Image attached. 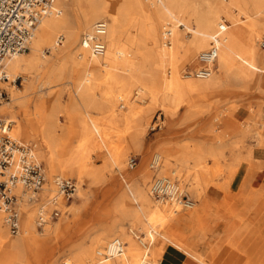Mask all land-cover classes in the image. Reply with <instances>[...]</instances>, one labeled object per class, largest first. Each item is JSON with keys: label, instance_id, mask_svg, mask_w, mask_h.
<instances>
[{"label": "rangeland", "instance_id": "rangeland-1", "mask_svg": "<svg viewBox=\"0 0 264 264\" xmlns=\"http://www.w3.org/2000/svg\"><path fill=\"white\" fill-rule=\"evenodd\" d=\"M56 5L62 7L58 2ZM179 28L186 32L184 25ZM258 44L264 46V31ZM29 51L30 47L23 54L27 55ZM46 51L47 54L51 53V49ZM198 65L187 64L185 69L192 70ZM104 79V74L93 77L91 74L82 76L77 73H61L56 77H49L43 73L27 91L23 77L17 78L16 83L11 79L0 80V88L6 89L8 93V99L0 104L11 102V105L15 106L16 115L25 108L22 103L13 100L15 94L11 82L16 84L17 90L25 89L18 94L31 92L27 115L22 119L20 133L15 132L14 114L0 111V116L12 120V136L20 141L37 144L38 156L45 166L47 179L51 184L46 187L55 189L53 178L56 175L72 177L78 181L75 196L69 201L61 200V216L49 221L50 224L61 223L62 230L49 232L45 230L46 226L40 228L33 220L35 227L32 235L37 244L29 246L24 241L21 242L20 246L11 252L9 264H54L57 260L66 261L71 256L70 251L75 243H89L100 227L111 223L115 218L140 244L139 238L144 236L142 222L138 218L127 217L118 208H123L125 213L133 208L140 210L136 187L140 189L144 186L148 191L149 185L157 177V173L150 167L151 157L156 151L163 154L164 169L161 167L159 173H168L167 176L174 177L180 188L185 189L194 202L197 201L195 205H198L199 211L185 227H171L163 231L166 236L161 237L164 242L163 254L157 256L154 259L156 261L151 264H161L162 260L168 257L167 248L188 255L201 264L204 263L198 256L204 252L212 264L231 260L234 264H242L243 257L239 252L246 259L245 264H259L264 257V202L261 206L260 202L254 204L246 217L241 218L237 213L239 199L231 198L227 190L234 178L228 180V171L233 166L239 168L243 164V167L247 168V174L251 170L264 172V161L262 164L252 154L256 140L251 135L252 129L257 127L256 123L264 122V91L258 86L249 88L248 79H243L230 83L228 87H217L205 96L198 95L192 108L181 106L175 114L165 111L160 105L151 104L146 97L136 103L142 108L150 106L148 109L152 110L148 111L146 108L145 111L149 113H143L145 134L139 144L132 138L135 121V115L132 114H135L136 109L121 97L116 87L106 95L107 86L102 85L89 99L81 90L76 92L80 81ZM135 92L142 93L141 90H134V96H137ZM169 105L173 107L174 103ZM254 113H259L260 116H252ZM156 122L162 127L152 129ZM234 124L236 126H233ZM104 129L110 131L109 137L105 136ZM244 132V140L235 139L237 133ZM195 143L199 144L200 148L210 143L215 151H219L218 154L214 153L215 156H209L206 161L212 167L216 164L220 167L212 168L215 174L212 173L209 178L210 190L205 188L204 184L199 191L192 190L194 175L197 173L194 166L196 158L203 159V148L202 151H197V155L190 151ZM117 153L122 154L123 162L120 164L114 160ZM255 155L264 158V150L255 148ZM133 156L137 158V163L132 166L129 162ZM48 158L51 164L47 163ZM60 169H63V172H60ZM263 180V176H260L255 182H264ZM140 182L144 184L139 185ZM49 193L41 190L39 200L27 205L28 212L32 213L34 218L37 217L39 204L47 201L51 195ZM18 202L20 209V205L24 203L21 204L20 199ZM174 207L178 214L192 209L189 207L182 210L177 205ZM21 212L20 209V216ZM259 217L263 219L261 224L257 225L254 221ZM146 218V214L141 212L140 219L145 221ZM194 224L195 229L192 230L191 226ZM4 225L13 240L22 237V232L13 233L5 221ZM227 225L225 236L223 230ZM20 227L22 228L21 222ZM212 233L215 234L213 242L210 241ZM232 238H237L246 245L250 254L235 247L236 250L233 249L228 242ZM215 243H218V246H215ZM221 251H230L232 256H221Z\"/></svg>", "mask_w": 264, "mask_h": 264}, {"label": "bare ground", "instance_id": "bare-ground-1", "mask_svg": "<svg viewBox=\"0 0 264 264\" xmlns=\"http://www.w3.org/2000/svg\"><path fill=\"white\" fill-rule=\"evenodd\" d=\"M57 2L62 7L44 16L38 23L29 44V53L27 55L18 53L6 58L3 62V70L13 82L23 77L26 91L43 73L48 74L49 77H56L61 73H77L82 76L91 74L93 77L104 74L103 81H80L76 92L81 90L89 99L102 85L107 86L106 95L116 87L121 97L136 109L135 114H132L135 115L132 138L136 143L141 144L145 134L143 113H149L146 112L147 110L152 111L148 109L150 106L146 107V110L136 104L146 97L151 104L160 105L165 111L175 114L181 106L192 108L197 102L198 95L205 96L207 92L217 87H228L230 83L240 82L243 79H248L249 88L258 86L264 91V46L258 44L264 31V0H56ZM99 20L107 22V32L104 36L106 48L102 53L96 54L84 47L82 37L90 32ZM180 25H184L186 32L180 30ZM224 25L225 29L222 30ZM216 35H219V38L215 37ZM214 40L219 45V53L213 73L207 78L192 77L185 66L198 65L199 54L213 46ZM46 49H51V53L47 54ZM13 82H11L15 94L13 100L22 103L25 110L16 115L15 106L8 101L6 104H0V111L14 114L15 132L20 133L23 126L22 119L27 115L31 92L18 94L25 89L17 90ZM134 90H141L142 93L135 92L137 96H134ZM170 103H174V106L171 107ZM255 115L260 116L259 113H254L252 116ZM256 124L257 127L252 129L251 135L256 140L255 148L264 150V122ZM104 134L109 137L110 131L104 129ZM10 135L12 136L11 129ZM245 135V132L237 133L235 139L242 141ZM202 148L195 143L190 151L197 155V151H202ZM255 148L252 154L263 164L264 158L255 155ZM214 153L218 154L219 151H215L210 143H206L201 155L203 159L196 158L194 166L197 173H194L192 183V190L195 192L202 188V184L205 188L211 189L209 178L215 172L213 169L220 167L218 168V164L212 167L206 161L209 156H215ZM48 159L47 163L51 164L50 158ZM114 160L119 164L123 162L122 154H115ZM162 160L163 154L158 151L151 157L150 167L157 173V177L149 185L148 191L144 186L140 189L136 187L135 193L140 201V210L146 214V220L140 219L141 212L136 208L126 213L123 212V208H118L127 217L138 218L142 222L144 236L139 238L140 244L115 218L111 223L100 227L89 243H75L70 251L71 256L66 261L57 260L53 263L151 264L155 262L154 259L163 254L164 242L161 237L166 238L163 231L171 227H185L192 222V217L199 211L198 205H195L197 201L194 202L186 190L180 188L174 177L167 176L168 173L165 175L159 173L164 165ZM233 167L228 171L229 181L239 169ZM60 172H63V169H60ZM246 176L247 172L244 178H247ZM243 183L244 179L241 185ZM143 184L144 182H140L139 185ZM46 185L49 187L51 185L48 179L41 189L50 192L51 195L46 201L48 202L56 193V186L52 190ZM156 190L161 194L157 195ZM40 191L33 197L31 192L26 191L21 185L14 188L18 200L20 199L21 204L24 203L20 205L22 211L20 233L22 232L23 235L18 240L15 241L10 237L4 225V214L0 211V264H9L11 252L18 248L21 242L24 241L29 246L37 244L32 235L35 227L33 220L36 222V217L28 212L27 205L39 200ZM262 198H264V189L250 191L238 207V215L241 218L246 217L254 204L260 202L261 206L264 202ZM174 205L180 206L182 210L189 207L192 209L178 214ZM43 226H46L45 230L49 232L60 231L63 228L61 223L48 222ZM191 229H195V224ZM114 238H120L125 242L123 254L106 259L99 256L98 253ZM228 242L238 250L250 254L247 246L237 238L229 239ZM199 255L201 262L212 264L207 256L202 253ZM259 264H264V257Z\"/></svg>", "mask_w": 264, "mask_h": 264}, {"label": "built area", "instance_id": "built-area-1", "mask_svg": "<svg viewBox=\"0 0 264 264\" xmlns=\"http://www.w3.org/2000/svg\"><path fill=\"white\" fill-rule=\"evenodd\" d=\"M58 9L56 0H0V79L9 80L3 70L6 58L23 53L29 49V44L41 19ZM225 25L222 26V30ZM107 32V22L97 21L92 30L82 37L84 47L93 53H102L106 48L104 36ZM215 37L219 38V35ZM215 44L199 54V65L188 70V74L196 78H207L213 73L219 53V45ZM264 45V44H263ZM16 83L17 80H14ZM8 99L7 90L0 88V102ZM12 121L0 116V211L4 213L5 222L11 232L20 231V209L18 195L14 188L18 185L26 191H40L47 182L46 169L37 153V144L15 139L10 135ZM160 128L156 122L152 129ZM137 158H130V164L135 165ZM56 193L46 203L38 207L36 223L41 228L50 220L62 214L61 200L69 201L78 190V181L72 177L56 176L54 178ZM162 192V191H161ZM157 195L161 193L156 190ZM166 195V193H163ZM159 197V196H158ZM125 243L120 238H114L107 247L98 254L103 258H112L123 254Z\"/></svg>", "mask_w": 264, "mask_h": 264}, {"label": "crops", "instance_id": "crops-1", "mask_svg": "<svg viewBox=\"0 0 264 264\" xmlns=\"http://www.w3.org/2000/svg\"><path fill=\"white\" fill-rule=\"evenodd\" d=\"M247 168L245 169L243 167V164L239 167L237 173L235 174L234 178L232 179V182L228 188V192H230V197L231 198H237L238 197V202L241 204L246 195L248 193H250V191L254 190V189H264V182H255L256 180H259L260 176H263L264 179V172L260 173V170H251L248 174H247V178H245V181L242 185V181L245 177ZM248 179V180H247ZM253 179V180H252ZM264 181V180H263ZM226 186V185H225ZM245 189V190H244ZM239 193V194H238ZM244 193V194H243ZM263 219V217H259L258 220L254 221L257 225L261 224V220ZM226 225V223H225ZM228 225L224 226V230L223 232L225 233V236L227 234L228 231ZM221 233V231L219 232ZM214 236L215 234L212 233V235L210 236V241L213 242L214 240ZM215 246H218V243H215ZM232 246V245H231ZM204 247V246H202ZM210 248H212V244L210 243ZM233 249H235L232 246ZM236 250V249H235ZM211 250L208 252V254H210ZM239 252V251H238ZM204 254H206V252H204ZM233 254V253H232ZM240 256L243 257V262L242 264H245L246 259L244 258L243 254L240 253ZM167 258H164L161 262V264H201L200 262H198L197 260H195L194 258H190L188 257V255H184L182 253H179L176 250H170L169 248H167ZM219 255H229L232 256L230 251L229 252H225V251H221L219 252ZM226 260V259H225ZM233 260H231L230 262L228 261H221L218 264H234L232 262Z\"/></svg>", "mask_w": 264, "mask_h": 264}]
</instances>
